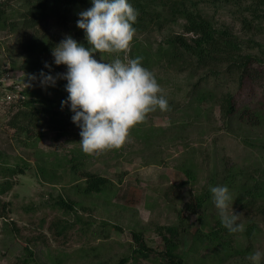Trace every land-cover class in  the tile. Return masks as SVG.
Returning <instances> with one entry per match:
<instances>
[{"label": "rangeland", "instance_id": "rangeland-1", "mask_svg": "<svg viewBox=\"0 0 264 264\" xmlns=\"http://www.w3.org/2000/svg\"><path fill=\"white\" fill-rule=\"evenodd\" d=\"M35 1L0 0V264H170L165 237L184 264H252L249 255L264 250V78L241 89L239 72L228 70L229 53L203 68L157 52L167 38L192 37L182 13L190 10L217 33L232 32L238 53L257 56L256 66L264 69V0H130L139 12L130 48L102 58L132 59L137 44L145 46L151 59L142 65L154 73L169 109L148 113L121 148L95 154L82 151L75 123L61 131L49 120L19 115L42 106L72 113L61 107L66 80L43 87L31 77L67 70L51 54L67 35L90 47L77 20L91 0L70 12L60 5L29 27L26 14ZM37 38L47 41L46 51L30 47ZM229 93L238 109L225 117L221 101ZM243 105L255 109V121L239 117ZM40 165L49 170L42 173ZM85 169L108 177L111 189L78 194ZM218 185L232 192L242 232L224 228L212 195L194 211L185 207ZM58 196L73 209L58 207Z\"/></svg>", "mask_w": 264, "mask_h": 264}, {"label": "clouds", "instance_id": "clouds-1", "mask_svg": "<svg viewBox=\"0 0 264 264\" xmlns=\"http://www.w3.org/2000/svg\"><path fill=\"white\" fill-rule=\"evenodd\" d=\"M77 26L84 30L87 45L67 35L52 48L53 63L67 70L53 75L41 70L38 79L43 87H55L64 79L67 98L61 107L72 111V121L81 129L82 151L95 154L121 148L130 130L157 108L169 109V102L153 72L145 68L141 57L116 58L111 62L103 53L125 54L134 39L133 26L139 12L130 0H91V7L81 11ZM99 52L97 59L94 53ZM45 68L52 64L45 62ZM220 222L229 233L242 232L240 214L233 208V194L228 186L210 188ZM248 259L252 264L264 262V250L253 251Z\"/></svg>", "mask_w": 264, "mask_h": 264}, {"label": "trees", "instance_id": "trees-1", "mask_svg": "<svg viewBox=\"0 0 264 264\" xmlns=\"http://www.w3.org/2000/svg\"><path fill=\"white\" fill-rule=\"evenodd\" d=\"M80 2L81 0H37L32 5H30L26 14L28 20L25 22L29 27L36 26V24L42 22L50 10L58 9V6L65 5L69 12L76 11L74 7H77ZM182 13L185 20L184 30L186 33L192 34V37L189 38L186 35L178 34L165 39L163 43L159 45V50L157 52V56H159V58L162 57V54L168 53L171 55V53H173L174 55L171 56L177 57L178 61L181 63V66H183V64L189 59H192V61H195L196 67L198 66L204 68L214 64L215 62L221 61L217 56L218 54L229 53L230 58L227 62L230 68L228 70L233 71L234 69L239 72V84L241 89L248 80L262 81L260 79L264 78V69L256 66L260 59L252 54L238 53L237 50L239 49V43L236 41V37L232 34V32L225 30L222 33H217L216 29L208 19L196 15L190 10H183ZM2 20L3 16L1 11L0 23H2ZM36 42L37 43L32 42L30 47H42V49L45 51L49 47L45 39L40 40L37 38ZM136 49L138 51V57H142L141 63L144 62V59L147 60L148 58L149 59L144 63H149L151 56L148 54V49L145 46H141L139 43L137 44ZM160 50H163V53H161ZM210 72L215 73V71ZM221 108L225 114V117H232V115L235 114L238 109L235 96L230 93L223 95ZM254 110L255 109L250 105H243L240 110L239 117L243 119L245 118L246 121H255L257 115L256 111L254 112ZM19 115L29 120H49L51 124L58 125L60 129H62L61 131L67 130L66 125L68 123H74L71 119L73 113L56 109L51 106H42L38 109L33 108L32 112H30V110H23L19 113ZM78 165H80V162H77L73 166L75 172L79 167ZM39 168L43 173L46 169H48V166L46 167L40 165ZM19 171L23 172V169ZM80 179L83 180V183L76 184L75 190L81 195H92L94 193L109 190L112 187V181L108 177L99 175L88 169L82 171ZM211 195V192L200 195L198 196V201L196 203H193L192 201L185 202V207L194 211L196 205L202 206L211 198ZM54 203L64 210L70 211L73 209V203L67 201L62 196H58ZM168 231H170L171 234H174V228L170 227L168 228ZM135 236L137 239H140L138 234ZM164 239L166 243L165 254L169 263L184 264L183 257L176 252V244L173 243V241L168 237H165ZM140 245L142 248L146 247L144 242H141ZM121 263L123 262H120V264Z\"/></svg>", "mask_w": 264, "mask_h": 264}]
</instances>
